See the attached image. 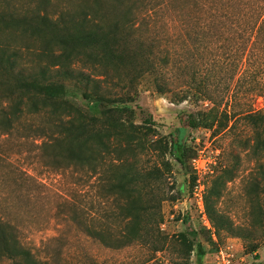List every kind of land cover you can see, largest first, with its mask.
<instances>
[{
	"label": "rangeland",
	"instance_id": "1",
	"mask_svg": "<svg viewBox=\"0 0 264 264\" xmlns=\"http://www.w3.org/2000/svg\"><path fill=\"white\" fill-rule=\"evenodd\" d=\"M163 1V8L148 24L137 22L129 34L121 33L120 49L123 45L128 50L134 49L139 42L156 40L159 53L170 52L171 58L174 57L172 69L164 75L171 91L182 84L190 68L209 69L214 77L213 97L219 100L227 76L218 58L223 55L226 41L210 38L192 45L189 35L197 29L192 17L200 15L195 12L198 0ZM228 1L237 7L243 0ZM82 3L94 5L91 0H49L47 5L41 4V0H0V13L20 18L43 13L45 8L54 19L63 9L77 12ZM98 7L100 14L108 13L104 1ZM115 18H119L117 13H108L104 16L105 25ZM49 37L50 32L45 38ZM0 46L17 52L14 73L17 75L19 71L23 79L37 74L47 61L39 56L40 41L29 31L0 27ZM119 62L111 60L104 65L120 79L129 68L126 70ZM72 69L71 76L47 72L44 83L51 82L59 89L58 99L98 118H104V111L110 107L126 106L132 111L135 124H148V120L154 123L152 128L156 132L146 138L147 142L158 136L181 141L185 146L182 160L186 163L181 166L167 155L171 172L156 184L144 182V173L155 162L153 158L144 157L121 170L108 169L107 176L111 179L126 170L133 173L132 199L137 205L147 202L150 210L146 217L142 212L138 214L140 222L135 226L134 242L119 249L107 247L88 237L84 229H105L119 236L124 224L114 216L123 208L124 199L100 195L96 187L98 175L75 168L46 166L39 158L42 151L38 146L43 138H36L30 127L48 129L51 119L44 112L24 113L15 130L0 133V217L15 226L20 243L33 253L37 264H219L220 252L230 256V264H264V177L250 152L252 129L243 122L218 132L192 129L188 126V115L208 111L209 102L178 103L169 93L156 94L148 79L129 89L102 84L103 88L97 90L99 96H94L96 90L89 79H101L99 74L97 77L91 68L77 62ZM45 79L35 78L37 83ZM7 82L0 70V101L12 102L24 95L29 103L43 106L40 93H23L14 85L7 86ZM9 92H13L12 96ZM86 93L89 98H84ZM128 97L133 99L128 101ZM241 107L242 111H258L264 107L263 100L250 98ZM46 109L50 110V106ZM217 175H221L215 185L218 195H213L208 189ZM197 186L202 189L201 201L196 197ZM205 201L228 217L232 232L215 233L205 213ZM155 215H160L159 224ZM198 246L202 254L199 258ZM0 264L16 263L1 258Z\"/></svg>",
	"mask_w": 264,
	"mask_h": 264
},
{
	"label": "trees",
	"instance_id": "2",
	"mask_svg": "<svg viewBox=\"0 0 264 264\" xmlns=\"http://www.w3.org/2000/svg\"><path fill=\"white\" fill-rule=\"evenodd\" d=\"M91 1L93 6L82 3L77 12L60 10L54 19L45 8L43 13L35 12L20 18L14 14L0 13V27L29 31L32 37L36 36L40 41L39 56L47 60L37 74L23 79L19 71L17 75L14 73L17 52L10 51L8 46H0V70L8 79L7 86L14 85L23 93H40L43 105L38 107L34 102L29 103L19 93V97L12 102L0 101V133L10 134L15 130L24 113H48L51 119L48 129L30 127L36 138H43L38 146L42 151L40 160L52 168H75L90 175H98L96 187L100 195H118L124 199L123 208L114 216V219L124 224L119 236L110 230L84 229L88 237L107 247L119 249L137 239L135 226L140 222L138 214L142 212L146 217L150 209L147 202L137 205L132 199L133 173L126 170L111 179L107 176L108 169L121 170L144 157L153 158L155 162L144 173V182L156 184L171 172L172 166L166 159L167 155L181 166L186 163L182 160L185 146L178 139H167L165 136L147 142L146 138L156 132L152 128L154 123L148 120V124H135L132 111L126 106L110 107L104 111V118H98L62 98L58 99L59 89L53 87L51 82L44 83L47 72L55 71L60 73L59 76H71L76 62L91 68L101 78L89 77L96 90L92 93L94 96H99L97 90L103 88L102 84L129 89L148 79L156 94L163 96L169 93L178 103L188 100L207 101L211 104L208 111L188 115L189 128L218 132L233 129L239 122H243L252 129L250 152L264 177V107L258 111L241 110L242 103L250 98H261L264 106V0H243L237 7L236 3L228 0H219V5L218 0H198L195 12L200 15L192 17L197 29L189 35V39L193 40L192 45L210 38H223L226 41L222 47L223 55L218 58L223 62V72L227 74L219 100L213 97L214 77L210 75L209 69L204 71L198 67L190 68L182 84L176 91H171L164 82V75L172 69L174 57L171 58L170 52L163 53L160 50L159 53L156 40L139 42L134 49L128 50L124 45L120 49L121 41L118 40L121 33L129 34L137 22L140 25L148 24L163 8V0ZM101 1L106 3L108 13L119 15V18L109 21L108 26L104 20L108 13L100 14L101 8L98 7ZM48 3L49 0H41L43 5ZM49 32L50 37L45 38ZM54 48H57L56 51ZM111 60H119L123 68H129L120 79L107 71L104 65ZM35 78L45 80L37 83ZM12 94L8 93L9 96ZM89 97L87 93L84 95V98ZM128 98V101L133 99ZM47 106H50V110L46 109ZM220 176L217 175L211 181L208 189L213 195H218L215 185ZM205 213L216 234L233 231L228 217L208 201H205ZM155 218L156 224H159L160 215H155ZM190 234L194 235L193 232ZM198 248L199 258L202 254L201 247ZM1 258L14 260L16 264H37L33 253L20 243L15 226L0 217Z\"/></svg>",
	"mask_w": 264,
	"mask_h": 264
},
{
	"label": "built area",
	"instance_id": "3",
	"mask_svg": "<svg viewBox=\"0 0 264 264\" xmlns=\"http://www.w3.org/2000/svg\"><path fill=\"white\" fill-rule=\"evenodd\" d=\"M198 189V186L196 187V190ZM199 194L196 195V197H198V199L201 201L202 199V189H198ZM219 264H230V256L223 254L222 252H220V257H219Z\"/></svg>",
	"mask_w": 264,
	"mask_h": 264
}]
</instances>
